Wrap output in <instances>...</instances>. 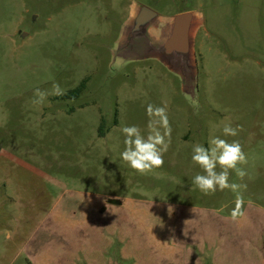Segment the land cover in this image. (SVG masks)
<instances>
[{
	"label": "rangeland",
	"instance_id": "374dc122",
	"mask_svg": "<svg viewBox=\"0 0 264 264\" xmlns=\"http://www.w3.org/2000/svg\"><path fill=\"white\" fill-rule=\"evenodd\" d=\"M135 3L201 15L192 90L157 60L120 58ZM148 104L167 105L171 142L141 175L121 129L147 136ZM217 136L247 155L248 175L229 177L247 185L237 221L236 193L192 183V146ZM0 264H264V0H0Z\"/></svg>",
	"mask_w": 264,
	"mask_h": 264
},
{
	"label": "clouds",
	"instance_id": "9594fccd",
	"mask_svg": "<svg viewBox=\"0 0 264 264\" xmlns=\"http://www.w3.org/2000/svg\"><path fill=\"white\" fill-rule=\"evenodd\" d=\"M53 95H63L64 92L58 83L53 84ZM34 103H42L47 96L45 91L36 89ZM148 116V134L143 135L136 125L124 126L121 131L125 136L124 151L120 154L121 159L129 167L141 175H146L164 165V154L168 151L171 142V126L167 114V105L156 106L148 104L146 108ZM163 130V131H161ZM239 126L233 127L226 124L223 127L224 136L235 137L239 134ZM191 160L202 170V174H196L192 178L193 185L204 195H213L217 190L228 189L236 193L235 207L230 215L233 221L244 216V199L241 189H246V184L229 181L230 172L243 180L248 175L240 165L247 164V155L238 140L229 142L226 139L212 137L208 146L196 143L192 146ZM219 167V171L217 168ZM171 207L169 212H171Z\"/></svg>",
	"mask_w": 264,
	"mask_h": 264
},
{
	"label": "water",
	"instance_id": "95a60500",
	"mask_svg": "<svg viewBox=\"0 0 264 264\" xmlns=\"http://www.w3.org/2000/svg\"><path fill=\"white\" fill-rule=\"evenodd\" d=\"M119 39V56L123 61L154 59L177 74L186 89L195 87L197 64L195 35L203 21L198 12L164 18L139 3L132 5ZM110 205L121 201L108 199Z\"/></svg>",
	"mask_w": 264,
	"mask_h": 264
},
{
	"label": "trees",
	"instance_id": "16d2710c",
	"mask_svg": "<svg viewBox=\"0 0 264 264\" xmlns=\"http://www.w3.org/2000/svg\"><path fill=\"white\" fill-rule=\"evenodd\" d=\"M84 88H85V85H84V83H82L78 88H76L75 90L70 91L63 98H65V99L66 98L76 99V98H78L81 95V93L83 92ZM99 132H100L101 136H103V126H101L99 128Z\"/></svg>",
	"mask_w": 264,
	"mask_h": 264
},
{
	"label": "crops",
	"instance_id": "0c3cea01",
	"mask_svg": "<svg viewBox=\"0 0 264 264\" xmlns=\"http://www.w3.org/2000/svg\"><path fill=\"white\" fill-rule=\"evenodd\" d=\"M131 9H132V6H131L130 11H129V16L131 15V12H132Z\"/></svg>",
	"mask_w": 264,
	"mask_h": 264
}]
</instances>
